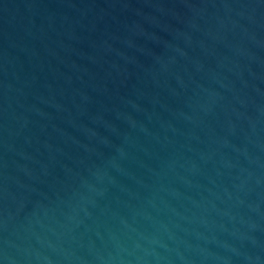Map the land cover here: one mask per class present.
<instances>
[{"label":"water","instance_id":"obj_1","mask_svg":"<svg viewBox=\"0 0 264 264\" xmlns=\"http://www.w3.org/2000/svg\"><path fill=\"white\" fill-rule=\"evenodd\" d=\"M0 264H264V0H0Z\"/></svg>","mask_w":264,"mask_h":264}]
</instances>
